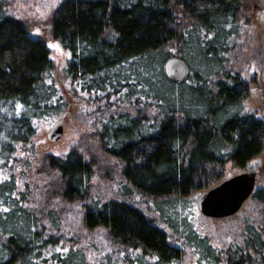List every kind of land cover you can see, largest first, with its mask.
<instances>
[{
  "label": "trees",
  "instance_id": "16d2710c",
  "mask_svg": "<svg viewBox=\"0 0 264 264\" xmlns=\"http://www.w3.org/2000/svg\"><path fill=\"white\" fill-rule=\"evenodd\" d=\"M244 1L63 0L56 7L49 32L69 52L65 76L93 97L95 135L118 161V188L94 197L97 159L78 146L61 157L43 154L39 171L53 172L54 183L22 179L35 155L34 121L65 100L47 74L45 40L30 36L0 0V264H264V187L224 218L240 227L222 248L186 205L222 179L228 162L244 168L264 147V119L242 111L248 87L228 68ZM173 56L190 67L184 83L164 74ZM138 196L150 199L158 219ZM78 206L75 220L69 213Z\"/></svg>",
  "mask_w": 264,
  "mask_h": 264
},
{
  "label": "rangeland",
  "instance_id": "374dc122",
  "mask_svg": "<svg viewBox=\"0 0 264 264\" xmlns=\"http://www.w3.org/2000/svg\"><path fill=\"white\" fill-rule=\"evenodd\" d=\"M63 0H1L7 14L23 21L29 33L38 28L36 37L45 40L50 48V59L53 67L47 73L51 75L58 92L61 93L63 108L48 116L34 121L35 135L31 140L35 155L32 157L31 169L21 174L31 184L37 181L40 185L54 183L57 180L53 172L42 170L43 154L64 156L75 146L85 152V156H96L92 176V195L100 197L109 195L111 189L118 188L121 181L118 176V161L107 154L101 142L95 135L100 125L94 126L92 108L96 105L93 97L82 94L74 89L68 77L65 76V67L69 52L50 36V19L53 11ZM239 28L234 39L235 49L229 53L231 74L236 72L248 87L247 97L241 105L242 111L264 119V0H245L237 17ZM56 42L58 47H50L49 42ZM76 88V87H75ZM62 119L63 133L59 140L52 142L47 139V132L55 120ZM102 170L104 172L102 173ZM246 170H257L256 188L264 187V147L260 154L251 159L244 168L234 167L230 162L225 165L224 176L228 177ZM204 190L193 192L186 201L190 209L188 216L203 234H207L216 247H226L236 242V229L240 227V220L213 219L204 217L197 209V199ZM51 196H57L53 194ZM58 201H61L58 197ZM138 204L151 216L158 219V215L151 206L150 199L145 200L138 196ZM186 207V208H187ZM80 207L71 208L70 216L77 220ZM77 222V221H76ZM101 236L98 233L97 237ZM101 238V237H100ZM100 238L97 240L100 241Z\"/></svg>",
  "mask_w": 264,
  "mask_h": 264
},
{
  "label": "water",
  "instance_id": "95a60500",
  "mask_svg": "<svg viewBox=\"0 0 264 264\" xmlns=\"http://www.w3.org/2000/svg\"><path fill=\"white\" fill-rule=\"evenodd\" d=\"M38 28L33 29L29 35L38 33ZM50 47H58L57 43L49 42ZM164 74L169 81L175 84L187 81L191 71L185 60L173 56L168 58L163 65ZM63 133L62 119L55 120L47 132V139L55 142ZM257 170H246L225 177L205 189L197 199V209L205 217L222 219L237 213L246 200L256 189Z\"/></svg>",
  "mask_w": 264,
  "mask_h": 264
}]
</instances>
